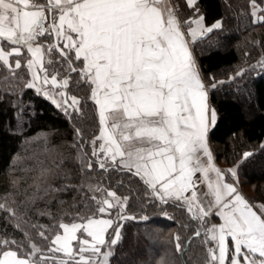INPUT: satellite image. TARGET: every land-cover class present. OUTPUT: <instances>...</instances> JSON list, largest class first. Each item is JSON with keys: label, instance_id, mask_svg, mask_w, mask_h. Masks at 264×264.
I'll return each instance as SVG.
<instances>
[{"label": "snow or ice", "instance_id": "1", "mask_svg": "<svg viewBox=\"0 0 264 264\" xmlns=\"http://www.w3.org/2000/svg\"><path fill=\"white\" fill-rule=\"evenodd\" d=\"M197 2L186 0L198 17L184 22L189 40L168 0H0V69L8 72L0 77V91H13L9 81L17 79L22 67L23 47L31 54L26 62L31 78L24 87L35 89L72 117L83 114L82 99L68 93L71 74L77 73L76 83L88 85V99L95 105L98 135L87 143L99 168L125 171L140 178L162 204L175 201L186 207L191 219L200 221L189 240L203 236L205 264H264V204H250L235 184L228 183L208 148L209 125L215 124L217 113L208 103V87L189 44L221 29L222 23L206 26ZM250 6L253 23L264 22V15L257 16V0H250ZM41 37L54 42L45 46ZM55 63H60V70L52 67ZM257 64L264 69V57ZM76 135L81 141L77 158L83 162L88 154L80 129ZM253 155L242 153L239 163ZM93 163L87 159L86 168L91 170ZM227 173L235 178L237 168ZM47 174L42 168L40 176ZM201 185L205 191H200ZM88 190L101 193L100 198L92 196L95 212L60 222L57 227L63 234L57 231L46 252L35 243L25 252L22 242L0 238V264H108L112 252L102 249L121 239L118 221L136 217L125 214L128 197L99 185H88ZM11 197V193L0 197V211L8 212L20 228L25 222L8 205ZM113 210L115 219L104 218ZM213 215L222 222L210 224ZM39 236L49 240L43 230ZM25 238L31 240L28 232ZM174 240L176 251L183 254L180 236ZM57 253L64 258L58 259ZM157 264H170L167 255Z\"/></svg>", "mask_w": 264, "mask_h": 264}, {"label": "trees", "instance_id": "2", "mask_svg": "<svg viewBox=\"0 0 264 264\" xmlns=\"http://www.w3.org/2000/svg\"><path fill=\"white\" fill-rule=\"evenodd\" d=\"M172 1L183 22L194 17L195 9L188 7L186 0ZM257 4L261 7L259 15H264V3L257 0ZM196 8L206 25L217 20L222 23L221 29L192 43L211 107L217 113L209 131L216 159L224 169L236 167L242 192L254 205L264 204V69L257 64L264 57V22L253 23L250 0H198ZM52 58L59 59L55 53ZM25 65L17 70V79L9 81L13 91H0V197L12 194L7 203L25 223L17 228L18 221L0 211V238L22 242L25 252L31 250L30 243L46 252L51 239L61 231L57 227L60 222L71 223L77 214L95 212L92 196L100 198L101 193L90 192L88 185H99L121 198L128 197L125 214L136 217L118 221L121 239L110 248L109 264H157L165 254L170 264H196L205 259L203 236L189 240L200 221L191 219L186 207L175 201L162 204L140 178L125 171L100 169L95 163L87 142L98 133V119L95 105L88 99V85L76 83L79 75L71 74L69 88L82 99L83 114L69 117L35 90L24 87L30 76ZM52 67L60 70V63ZM241 69L246 71L238 76ZM7 75L0 69V77ZM212 83L215 88L210 87ZM76 129L83 134L87 159L94 161L91 170L86 168L87 159L82 162L77 158L81 141ZM244 152L254 155L240 164ZM42 168L48 170L45 177L40 176ZM243 185L254 195L245 192ZM49 186L63 190L45 192ZM142 216L149 219L142 220ZM110 218L115 219V210ZM208 219L213 224L215 216ZM41 230L49 240L39 236ZM25 232L30 234V241ZM176 235L184 245L183 254L176 251ZM153 245L157 253L148 256L146 250ZM10 247L16 250V245Z\"/></svg>", "mask_w": 264, "mask_h": 264}, {"label": "crops", "instance_id": "3", "mask_svg": "<svg viewBox=\"0 0 264 264\" xmlns=\"http://www.w3.org/2000/svg\"><path fill=\"white\" fill-rule=\"evenodd\" d=\"M38 2H40V3H46V0H38ZM168 2H169V4L171 5V7H172V8L174 9V11H175L176 17H177V19H178L179 22H180L181 30L184 31L185 34H186V39H189V40H190V37L187 36V28H188V26H186V28L184 27V26H185V23H184V22L182 21V19L179 17V15H178V13H177V11H176V7H175L173 1H172V0H168ZM204 24L206 25L205 21H204ZM192 26L195 27V25H192ZM206 26H208V25H206ZM41 38H42V37H41ZM39 40H40V39H39ZM46 43H47V42H44V41L41 42V44H43V45H44V44L46 45ZM189 47H190V49H191V51H192V55H193V58H194V60H195L196 67H197V69H198V71H199V73H200V75H201V78L203 79L205 85L207 86L206 81H205V79H204V77H203V74H202V72H201L200 66H199V64H198L197 58H196V56H195L194 53H193V50H192V43L189 44ZM207 87H208V86H207ZM208 103H209V105H210V107H211V103H210V92H209V89H208ZM212 126H213L212 124L209 125V131H210V129H211ZM209 131H208V135H207V144H208V148H209V150H210V152H211V154H212V158H213V163H214V165H215L216 167L220 168L223 172H225V179H226V181H227L228 183H233V184H235V186L237 187V189H238V191L240 192V194H242V195H243V196L249 201L250 204H253V203L248 199V197L242 192V190H241L240 187L238 186L237 182L235 181V179H237V176L234 178V177L231 176V174L227 173V172L225 171L224 167L222 166V164L216 159V156H215V153H214V150H213V146H212V143H211L210 138H209ZM205 159H206V158H205ZM212 175L214 176V174H212ZM197 176L199 177V176H200V173H197ZM205 190H206L205 186H204V185H201V186H200V191H205ZM213 216H215V215H213ZM210 217H212V216H210ZM221 222H222L221 219H220L219 217L215 216V219H214V221H213V224H217V225H218V224H220ZM209 226H210V225H209ZM229 242H230V241H229Z\"/></svg>", "mask_w": 264, "mask_h": 264}, {"label": "rangeland", "instance_id": "4", "mask_svg": "<svg viewBox=\"0 0 264 264\" xmlns=\"http://www.w3.org/2000/svg\"><path fill=\"white\" fill-rule=\"evenodd\" d=\"M258 5V4H257ZM259 6V5H258ZM194 9V8H193ZM259 9L261 10V7L259 6ZM260 10L257 12V16H260L259 14H260ZM195 13H194V17L193 18H198L197 17V14H196V10L194 11ZM199 15H201V14H199ZM186 26L187 25H185L184 27L186 28ZM40 40H39V42L41 43V42H47L46 43V46L49 44V43H53L54 42V39H46V38H44V37H42V38H39ZM45 45V44H44ZM10 50V49H9ZM21 51H22V53L24 54L23 55V57L21 58V64L23 63L24 65L26 64V62H27V59H29V58H31V54L30 53H27V51H26V49L25 48H21ZM12 60H13V66H14V60H15V57H13V58H11ZM26 66V65H25ZM79 66H82L81 64L79 65ZM51 69V68H50ZM28 70V69H27ZM29 72V71H28ZM29 79L31 78V74H30V72H29ZM78 78H80L79 76H78ZM46 87H50V85L49 86H46ZM33 90H35V89H33ZM36 91V90H35ZM82 92V91H81ZM68 93H69V95H76V96H78V94H75L74 93V91L71 89V87L68 89ZM42 97H44V98H46L45 96H43L42 94H40ZM47 99V98H46ZM49 100V99H48ZM50 101V100H49ZM52 103V102H51ZM97 135H98V133H97ZM225 171L227 172V169L225 168ZM235 181L237 182V184H238V180L237 179H235ZM238 186H239V184H238ZM241 189V188H240ZM243 189H244V191L245 192H249V194L250 195H254V193H253V191H252V189L250 188V187H248L247 185H243ZM104 218H110V217H108L107 215L104 217ZM76 222H80V221H76ZM109 231V230H108ZM61 235L63 234V230L61 229V231L59 232ZM79 235H81L80 233H78V236ZM85 238H87V237H85ZM108 237H107V235H106V239H107ZM90 239V238H89ZM73 245H74V248L76 247V242L74 241L73 242ZM157 246L156 245H153V247L152 248H150V249H147L146 251H147V255L149 256V255H152L153 253H157ZM7 250V249H6ZM102 251H110V248H103L102 249ZM56 256H57V258L59 259V258H64V254L63 253H57L56 254ZM205 264V259H202V260H197V262H196V264ZM108 264H109V261H108Z\"/></svg>", "mask_w": 264, "mask_h": 264}]
</instances>
